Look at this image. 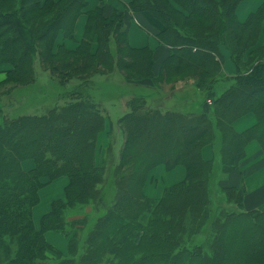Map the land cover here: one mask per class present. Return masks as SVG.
Returning <instances> with one entry per match:
<instances>
[{
	"label": "trees",
	"instance_id": "obj_1",
	"mask_svg": "<svg viewBox=\"0 0 264 264\" xmlns=\"http://www.w3.org/2000/svg\"><path fill=\"white\" fill-rule=\"evenodd\" d=\"M241 1L127 0L107 12L106 0L94 8L89 0H0V63L11 65L0 91L31 85L42 64L54 78L33 109L12 89L0 93V264H264V210L245 208L244 189L214 188L217 164L204 156L217 135L225 173L239 166L249 142L264 151V3L240 20ZM131 12L144 15L145 27L170 49L158 73L155 50L130 43L124 20ZM222 45L237 68L230 77ZM99 64L124 69L128 83L149 89L130 95L119 118L126 131L119 160L106 165L95 143L115 87L94 76ZM157 78L192 79L195 91L162 93ZM247 113L256 123L236 130ZM30 158L36 164L26 170ZM159 165L187 172L153 198L144 185ZM108 173L117 189L110 202ZM62 175L69 177L66 197L52 202L38 226L33 208L43 178ZM49 232L63 236L65 248Z\"/></svg>",
	"mask_w": 264,
	"mask_h": 264
},
{
	"label": "rangeland",
	"instance_id": "obj_2",
	"mask_svg": "<svg viewBox=\"0 0 264 264\" xmlns=\"http://www.w3.org/2000/svg\"><path fill=\"white\" fill-rule=\"evenodd\" d=\"M107 3V1H106ZM105 3V5H106ZM100 4V3H99ZM99 4L96 5H92L89 4L88 8H94L96 6H98ZM124 9V8H123ZM129 14H127V16L125 17L124 22L126 23L129 33H133V30L136 28L142 29L144 30V27H142L141 25H139L135 20L133 19H129L128 17ZM86 16V15H85ZM84 25L82 27V30L78 31V33L81 32L80 35H83L84 32V27H85V23L86 20L85 18H81L80 23H83ZM80 26V25H79ZM146 30V29H145ZM148 32V31H147ZM148 34L150 35V40L154 39L155 37L151 36L150 32H148ZM130 40V39H129ZM158 40V39H157ZM65 41V43L70 46V47H75L77 45V41L75 39H71V38H66L64 39L63 37L61 38L60 42ZM152 43V41H150ZM159 42V41H158ZM131 43V42H130ZM132 45V44H131ZM134 46V45H133ZM146 46V45H145ZM149 46V45H147ZM137 47H144V46H137ZM222 47L224 48V52L221 54L224 56L223 59V63L224 66L225 64L228 62L226 59H230L232 61L233 64H235L233 62V60L231 59V54L229 49L227 48V46L222 45ZM156 58V57H155ZM161 66V65H160ZM160 66L157 64L154 66V72L158 73ZM45 65L42 64L41 66L38 65V69L36 71L37 73V79L31 83V85L29 86H22L20 85L18 82H13L10 84H7L3 87H1V92H8L7 89H12L11 91L8 92V94H11V96L17 101V98L20 102H22V104H24L23 101H27L25 102L26 105H28L31 109L36 107V103L38 102L39 98L41 99H45V95L44 92L46 94H48V92L44 91L43 87L46 86H50L52 81L54 80V78L51 76L50 74V70L49 68L45 69ZM98 70L100 71V74L94 75L97 78H100L102 80L106 79L107 81H113L114 83V93L112 94V100H107L105 105L107 107V109L105 108L107 115L109 116V120L106 124L105 127H103L97 134V141H96V156L98 160L102 159V162L106 165V163L108 161H111V159L114 162H118L119 160V155L120 152L122 151L124 142H125V137H126V131L124 129V125L122 120L120 121L119 118L130 109V95H132V93H136V94H140V93H147L149 92V89L146 88L143 85H139V86H134V84L132 83H128L124 78L126 77V73L127 71H125L124 69L121 70L119 68H115L114 67H104L101 66L99 64L98 66ZM235 70H237L236 65H235ZM226 71V70H225ZM236 72V71H235ZM228 77H230L232 74L227 72ZM235 74V73H234ZM7 76V73L4 74V76L2 78H0V82L3 81ZM158 87L160 86L159 90L162 93H170L172 91H179V90H184L189 88L192 91H195L194 89H192L193 86V80L192 79H180L177 80V82L174 81H168V80H160V78H157V80H155ZM147 83L151 84L154 81L149 79L146 80ZM33 85V86H32ZM60 85H62L60 83ZM66 85V84H65ZM63 86V85H62ZM64 87V86H63ZM48 91L51 93L50 95L55 96L56 93V87L52 89L51 88H47ZM59 89V87H58ZM52 91V92H51ZM26 94V97L24 98V95ZM1 98H3L1 96ZM0 98V102L1 99ZM160 104H165V106H170L172 104V102L170 101H161L160 99H158ZM46 103L49 101H45ZM213 101L212 100H208L206 106L207 107H211ZM0 117H1V113H0ZM124 129V130H123ZM125 131V132H124ZM218 139L216 141V143L211 144L212 145V155H214V158L210 159L213 160L215 162V164H217L216 169L217 172L215 173V179L212 180V183L214 184V188H221V186H224V181L227 179L226 177H228V175L232 172L229 173H225L223 171V169H221V162L223 160L224 154L222 153V146H223V142L220 138V135H217ZM113 142H114V146H113ZM64 144V142L62 143ZM206 147V146H205ZM204 147V149H205ZM108 151V152H107ZM110 155L111 157H109L108 159H106V155ZM218 157V158H216ZM36 162L34 159H25L22 162V166L24 169L26 170H31L32 168H34ZM130 166V165H129ZM179 166V165H178ZM177 167V166H176ZM185 168V166H183ZM125 168L124 170L126 172H129V167H123ZM175 168V167H174ZM173 169V168H172ZM171 169H167L164 165H159L157 166L155 169L152 170V174L149 176V179L146 182V185H144V189H145V194H147L150 197L153 198H159L163 192L165 191V189H167L169 186L175 184V183H179L181 181L184 180V178L186 177V168L183 174L184 176L181 179H169L166 177V180L163 179V175H165L166 172H169ZM235 170V169H234ZM165 172V173H164ZM109 177L107 178L106 184H109V186L106 188V198H108V201L110 202L116 195V188L114 187V182H113V176L112 173H108ZM169 180L172 181V184H170L171 182H169ZM43 181L45 182V184L39 188V202L38 204H36V206L33 208V217L35 220V223L39 226L40 225V221L42 216H44L51 208L52 206V202L56 199H64L66 196V188L68 186L69 183V177L67 175H62L59 176L53 180H49L48 177H44ZM170 185H169V184ZM227 187V186H225ZM119 188V187H118ZM87 209L90 211L92 210L90 213L92 215L96 214V211L93 210V207L91 205H89L87 207ZM51 238V236H49Z\"/></svg>",
	"mask_w": 264,
	"mask_h": 264
},
{
	"label": "crops",
	"instance_id": "obj_3",
	"mask_svg": "<svg viewBox=\"0 0 264 264\" xmlns=\"http://www.w3.org/2000/svg\"><path fill=\"white\" fill-rule=\"evenodd\" d=\"M90 6L99 4L101 0H89ZM106 11L111 12L114 7L124 8L123 1L127 0H106ZM264 3V0H243L239 3L237 8L238 17L240 20H245L252 11L258 9ZM129 19L135 20L139 25L144 27V30L136 28L133 30L134 34L131 32L129 33V39L132 45L134 46H147L149 45L155 50L156 61L160 66L161 62L169 55L170 49L164 45L159 44L157 38L153 34V32L149 31L147 27H145V16L140 13H128ZM85 18L86 16L82 15L77 21L76 24V40L81 38V32L78 31L82 30L84 25L80 23L81 18ZM80 25V26H79ZM146 29V30H145ZM150 32L151 36L155 37L154 39L150 40ZM152 41V43L150 42ZM222 52H224V48L222 47ZM228 62L225 64V70L232 75L235 73V64L232 63L230 59H226ZM11 68V65L8 63H0V78L4 76L5 73ZM192 90L186 93L185 96L190 95L191 97ZM172 102V101H171ZM256 123V116L254 113H247L241 117H239L234 122V128L238 131H243L248 127L254 125ZM212 145L208 144L204 149V156L207 159L214 158L212 155ZM218 158V157H216ZM185 168L182 165H179L169 172H164L163 179L166 180V177L169 179L178 180L181 179L185 174ZM227 179L224 181V186H234L238 189L245 190V198L244 204L246 209H260L264 210V151L261 148L258 141L254 140L247 144L244 155L239 162V166L233 170ZM167 181V180H166ZM172 184V181L169 180ZM169 184V183H168ZM169 184V185H170ZM48 236H51L50 240L59 247L65 248L66 240L63 236H60L58 233L49 232Z\"/></svg>",
	"mask_w": 264,
	"mask_h": 264
},
{
	"label": "built area",
	"instance_id": "obj_4",
	"mask_svg": "<svg viewBox=\"0 0 264 264\" xmlns=\"http://www.w3.org/2000/svg\"><path fill=\"white\" fill-rule=\"evenodd\" d=\"M210 100V99H209Z\"/></svg>",
	"mask_w": 264,
	"mask_h": 264
}]
</instances>
